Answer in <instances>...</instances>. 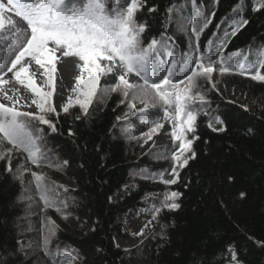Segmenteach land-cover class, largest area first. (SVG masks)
<instances>
[{"label": "trees", "instance_id": "trees-1", "mask_svg": "<svg viewBox=\"0 0 264 264\" xmlns=\"http://www.w3.org/2000/svg\"><path fill=\"white\" fill-rule=\"evenodd\" d=\"M200 2L202 7L208 5L207 11L213 10L210 0ZM240 2L241 14L249 24L230 37L227 51L241 50L255 62L264 56V11L255 10L257 0ZM178 3L185 14L194 8L188 0H147L148 7L156 6L158 10L149 13L145 7L138 14V19H146L151 26L144 34L145 42L168 29L175 38L177 55L187 47V34L169 27L166 9ZM236 3L237 0H220L212 25L202 35V43L217 39L212 35L218 31L216 24L232 14ZM227 27L228 22L223 23L219 30L221 38ZM261 71L264 74V69ZM214 73L223 85L213 89L207 82L201 83L210 102V115L200 114L196 133L200 139L193 145L197 156L181 170L175 185L166 186L158 178L161 173L166 179L171 178L167 175L169 160H158L152 153L141 155L135 150L132 122L116 119L127 111L124 105H118V94L94 103L89 114L79 121L75 119L81 115L78 106L68 114L61 111L58 119L51 117L56 132L39 125L45 148L55 157L53 164L69 161L61 170L47 164L32 165L26 153L13 150L14 170V156L19 155L21 163L31 171L42 172L54 181L57 191L70 204L68 211L73 215L67 220L52 209L47 212L58 225L57 235L51 240L53 250L61 247L58 264H229L226 249H235L241 264H264V82L238 73ZM108 82L115 83V78L111 76ZM234 90L248 94L259 104L242 106L231 99ZM154 112V117L163 116L162 110ZM216 115L224 119L227 131L216 133L208 128ZM161 122L171 131L169 122ZM70 128L74 136L68 135ZM124 128L130 129V135L122 131ZM177 146L178 142L170 137L167 149L174 151ZM5 147L11 145L5 142ZM6 163L0 161V254L16 253L15 259L9 258V264H57L42 250L46 230L41 231V216L29 213L22 185L5 173ZM228 177L233 179L229 181ZM24 178L29 181L30 173ZM172 190L183 193L178 200L181 207L161 211L156 220L159 230L133 254L122 246L117 248L118 240L125 242L130 238L125 223L128 215L145 213L151 217L153 206H159L164 193ZM242 192L246 194L244 198L240 196ZM36 200L39 203L38 197ZM17 241L21 242L19 251ZM98 247L103 251L98 252Z\"/></svg>", "mask_w": 264, "mask_h": 264}, {"label": "snow or ice", "instance_id": "snow-or-ice-1", "mask_svg": "<svg viewBox=\"0 0 264 264\" xmlns=\"http://www.w3.org/2000/svg\"><path fill=\"white\" fill-rule=\"evenodd\" d=\"M219 2L210 0L213 8L210 12L207 11V4L201 6L200 0H188L194 8L188 9L187 14L179 3L166 9L169 27L187 34V47L177 55L175 38L168 29H163L159 36L145 42L144 34L151 26L146 19H138V14L145 7L149 13L158 10L156 6L148 7L147 0H0V99L11 102V105L0 103V161H7L5 173L22 185L23 200L27 202L29 213L41 216V231L46 230L42 250L57 264L61 247L53 250L51 240L57 235L58 225L47 212L52 209L67 220L73 215L68 211V199L61 196L57 184L46 174L33 172L23 163H18L14 170L11 163L15 150L26 153L27 160L37 167L47 164L59 171L69 164L67 160L53 164L55 157L51 150L45 148V137L39 127L46 125L52 132L57 131L51 118L55 116L58 119L60 115L52 102L57 63L62 57L78 61L79 75L75 77L72 89L75 96H69L60 109L68 114L70 109L78 106L81 115L75 116L77 121L89 114L94 103H101L110 95L118 94L121 97L118 105H124L127 111L117 116V121L130 124L129 117H138L140 123L147 124V130L139 135L144 143L160 134L164 128L162 120L170 123L169 135L173 142H178V146L174 151L167 147L159 150L155 158L171 162L167 172L171 178L166 179L161 173L158 177L160 183L175 185L180 180L181 170L197 156L193 145L200 139L196 134L198 118L202 113L210 115V102L200 81H207L215 89L213 73L218 71L221 76L238 73L264 82L261 71L264 69V56L253 62L241 50L227 51L230 37L236 36L249 24V20L241 14L243 4L240 0L233 6L232 14L216 24L218 31L212 35L217 39L209 38L201 42L202 35L216 17L215 8ZM255 10L264 11V0H257ZM13 17H18L21 23L18 24ZM225 22H228V27L223 29L221 38L219 30ZM241 56L245 58L239 59ZM33 62L43 69L47 87L38 85L34 80V73L30 72ZM109 76L115 78V83L102 86L101 79ZM133 76L136 80L131 79ZM11 81L32 93L30 104H21L22 97L17 95L19 88H3ZM138 104L143 107H138ZM32 105H35L36 112L20 110ZM150 110H162L163 116L152 117ZM213 120L207 125L212 132L227 131V125L219 115ZM122 131L130 135L129 128ZM68 135H75L71 128ZM137 138L131 136V139ZM5 142L11 147H5ZM151 148L156 149V145L153 143ZM26 173L31 176L27 182L24 178ZM228 179L231 181L233 178ZM59 187L63 188L62 185ZM67 191L65 188L64 192ZM182 195L179 191H166L159 206H153L151 219L135 235L143 237L145 231L153 226V221L158 220L161 211L179 209L178 200ZM245 195L240 193L241 198ZM108 199L111 203L112 197ZM20 244L17 241L18 251L21 250ZM116 247L120 245L116 243ZM97 251L102 252L103 249L98 247ZM226 251L229 252V264H241L235 249ZM9 258L15 259L16 253L0 254V264H9Z\"/></svg>", "mask_w": 264, "mask_h": 264}, {"label": "rangeland", "instance_id": "rangeland-1", "mask_svg": "<svg viewBox=\"0 0 264 264\" xmlns=\"http://www.w3.org/2000/svg\"><path fill=\"white\" fill-rule=\"evenodd\" d=\"M17 20V23H21L18 17H13ZM78 61L76 58H61V60L57 63V71L54 73V79H55V91L52 97V102L57 108L58 112H61L60 109L62 108L63 104L67 102V99L69 96H75V93L72 91L75 83V77L79 75V70L76 67V64ZM30 72L34 73V80L37 82L38 85L47 87L46 85V76L43 74V69H41L39 66L35 65L33 62L30 65ZM11 75V74H9ZM111 76L109 77H103L101 79V85H110L111 83L108 82ZM132 80H136L134 77H131ZM213 81L216 82V85L222 86L223 82L221 78L213 73ZM207 81L201 80V83H204ZM3 88L5 90H9L12 88H19L20 92L17 94L18 96L22 97L21 104H30L31 100L33 99L32 93L24 89L23 86L17 84L15 81H11L8 85H4ZM12 92L9 91V95H11ZM0 97H2V93H0ZM231 99L235 102L241 104L244 107H252L255 106L258 103V100L252 99L248 94L242 95L237 90H234L231 96ZM0 103H5L11 105L10 101L0 99ZM17 107H20L17 105ZM141 107V106H138ZM21 111H31L36 112L37 109L35 108V105H32L31 107H21ZM149 115L154 117L157 115L154 110H150ZM130 121L132 122L133 126L135 127L134 135L138 137L135 139L136 144L134 146L135 150L141 154H153L154 157H156V154L159 150L164 149L165 147H168L170 143V129L168 127H164L160 130L159 135H155L151 141H148V143H144L143 139H139V135L142 131L147 130V125L140 123V120L137 117H129ZM156 145V149H152V144ZM14 166H17L18 163L22 162V159L19 155L14 156ZM151 217L146 215L145 213L141 214H129L128 217L125 220L126 223V231L130 234V238L126 240L125 242L123 240H118L117 243L122 246L124 249H127L128 251L133 254V252L138 248L145 244V242L159 230V224L156 221H153V226H150L146 231L145 235L143 237L136 236L135 233L139 231L141 227H143Z\"/></svg>", "mask_w": 264, "mask_h": 264}]
</instances>
